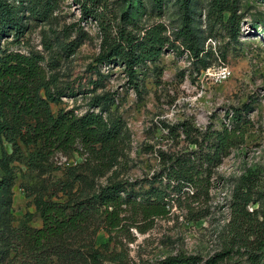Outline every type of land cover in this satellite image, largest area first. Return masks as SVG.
<instances>
[{
    "label": "rangeland",
    "instance_id": "1",
    "mask_svg": "<svg viewBox=\"0 0 264 264\" xmlns=\"http://www.w3.org/2000/svg\"><path fill=\"white\" fill-rule=\"evenodd\" d=\"M236 1L233 25L231 13L219 16L211 0H188V11L183 0H52L47 20L21 12L23 34L2 35L0 50L42 55L52 91L60 93L51 103L55 113L63 108L83 114L94 95L109 93L110 112L121 119L123 134L110 154L112 164L103 169L80 146L56 152L43 176L22 162L11 163L15 226L27 213L30 225H42L28 192L43 177H60L76 166L96 185L129 181L136 189H162L170 156L206 151L204 138L228 128L238 143L219 164L200 170L199 186L169 190L165 214L146 219L123 206L116 227L102 215L82 241L100 254L101 264H157L179 254L264 264V0ZM156 25L165 40L162 55L138 66L133 81L122 63L96 61L104 28L117 39L121 29L140 37ZM188 37L198 56L187 48ZM3 147L12 151L0 141V158ZM243 193L251 196L246 213L236 210Z\"/></svg>",
    "mask_w": 264,
    "mask_h": 264
},
{
    "label": "trees",
    "instance_id": "2",
    "mask_svg": "<svg viewBox=\"0 0 264 264\" xmlns=\"http://www.w3.org/2000/svg\"><path fill=\"white\" fill-rule=\"evenodd\" d=\"M51 1L14 0L12 3L0 0V38L8 33L17 37L23 34L24 13L21 12L25 10L38 19L47 20L52 11ZM211 1L219 16L230 12L228 23H238L236 0ZM183 7L189 10L188 0H183ZM185 25L188 32L187 21ZM160 27L153 26L140 37L121 29L117 39L104 28L102 51L96 61L122 63L133 81L137 78L138 66L155 63L161 57L165 40ZM187 48L199 55L191 37H188ZM42 61V55L37 52L0 50V141L7 142L12 150L8 153L3 147L0 158V262L101 264L100 254L82 241L83 234L94 221L106 215L109 224L116 227L123 206L136 208L146 219L165 214L169 190L180 193L185 186H199L200 170L219 164L238 143L236 131L225 128L212 131L204 138L206 151L200 149L170 156L165 174L167 183L162 189L154 184L146 190L136 189L129 181L96 185L87 173L76 166L69 167L62 176L43 177L40 184L29 187L28 196L32 197L42 225H30L32 215L27 213L26 219L15 226L12 204L16 174L11 163L22 162L30 172L37 171L43 176L51 171L49 161L56 152L68 154L80 146L88 155L86 159L97 160L103 169L102 166L112 164L110 154L123 134L121 119L110 112L112 97L109 93L94 95L90 103L92 108L83 114L63 108L55 113L51 103L60 99V93L52 91L53 82L47 78ZM96 107L101 111L97 112ZM104 110L108 112L106 115ZM105 155H108L106 159L101 158ZM250 201L251 196L243 193L236 201V210L246 213ZM221 262L219 255L204 261L197 255L179 254L161 259L157 264Z\"/></svg>",
    "mask_w": 264,
    "mask_h": 264
}]
</instances>
